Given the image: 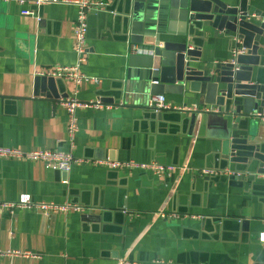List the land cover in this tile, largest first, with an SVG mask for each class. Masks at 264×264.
<instances>
[{
	"label": "crops",
	"instance_id": "0c3cea01",
	"mask_svg": "<svg viewBox=\"0 0 264 264\" xmlns=\"http://www.w3.org/2000/svg\"><path fill=\"white\" fill-rule=\"evenodd\" d=\"M48 1L37 7L0 1V148L71 152L77 161L61 173L40 162L0 159V203L28 196L33 203H70L84 212L0 209V251L32 256L4 257L0 264H264L258 197L230 187L227 175H199L214 166L207 159L205 130L179 122L189 114L163 112L157 118L148 109L149 97L123 93L115 100L129 50L134 51L120 33L116 0H99L107 7L87 20L88 56L80 70L97 83L75 87L57 81L55 95L35 94L37 73L77 61V8ZM250 6L249 16L259 10L264 20V0ZM24 10L33 15L23 16ZM236 42L206 33L201 61H231ZM257 69L253 76L264 75V64ZM71 96L110 107L77 110L73 140L59 105ZM162 96L172 108L198 105L182 96ZM94 161L154 162L176 170L158 178L151 171L109 170Z\"/></svg>",
	"mask_w": 264,
	"mask_h": 264
},
{
	"label": "water",
	"instance_id": "95a60500",
	"mask_svg": "<svg viewBox=\"0 0 264 264\" xmlns=\"http://www.w3.org/2000/svg\"><path fill=\"white\" fill-rule=\"evenodd\" d=\"M252 1L116 0L124 43L140 52L129 50L115 100L123 93L182 96L218 108L219 115L193 114L179 122L205 130L207 159L214 162L206 169L230 170L228 185L258 197L264 219V75L253 76L264 64V20L259 10L249 16ZM211 32L237 40L231 61H201L205 34ZM57 81L37 76L35 94L55 95Z\"/></svg>",
	"mask_w": 264,
	"mask_h": 264
},
{
	"label": "built area",
	"instance_id": "2783aa9c",
	"mask_svg": "<svg viewBox=\"0 0 264 264\" xmlns=\"http://www.w3.org/2000/svg\"><path fill=\"white\" fill-rule=\"evenodd\" d=\"M5 3L9 1H15L19 5L30 4L35 7L41 6L44 3L49 2L48 0H0ZM51 3H63L71 4L77 8L76 19L73 26V53L76 56V64L73 67H56L50 69L48 72L37 73V76H45L59 81L69 82L75 87L79 86L84 82L97 83L92 78H89L81 73L80 68H82L87 63V33H88V16L92 13L99 12L106 6L102 1L99 0H62L58 2L57 0H51ZM23 16H32L33 12L30 10H24L22 12ZM134 51L140 52L139 49L134 48ZM237 55L236 49L233 50V56ZM59 105L65 109L68 116L67 124V134L69 138L73 140L77 129H78V119L76 112L79 109L96 108L102 110H109V106H104L100 100L90 101L86 103L79 102L74 96L67 97L65 99L59 100ZM148 109L154 113L163 112H177L189 115H200V114H220V110L212 106H181L179 108H172L166 101L165 96H150L148 101ZM73 147V146H71ZM14 159L19 161L27 162H40L46 169L51 171H58L61 173H69L72 164L77 160L74 158L71 152L60 153L57 151H28L23 152L18 149L11 148H0V159ZM94 165L107 168L109 170H138V171H151L156 177L161 178L166 175L174 173L176 170L173 166L159 165L157 163L151 162L149 164H138L133 161L129 162H110V161H94ZM199 175L205 178H215L222 175L231 176L233 173L222 172L213 169H201ZM0 209L8 210L13 212L14 210H32L41 212L43 215H51L56 213H61L63 215L69 214L70 212H75L82 214L84 209L81 206L73 205L70 203L55 205L52 203H33L30 201L28 196H22L17 202L13 203H0ZM174 214H160L161 218L175 217ZM259 242L264 243V233L259 234ZM4 257H27L32 256L27 252H2L0 251V258Z\"/></svg>",
	"mask_w": 264,
	"mask_h": 264
}]
</instances>
